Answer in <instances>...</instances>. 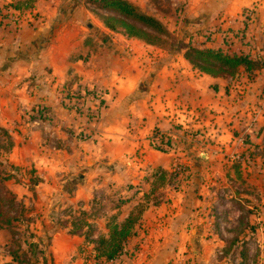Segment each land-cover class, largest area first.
<instances>
[{"label":"crops","instance_id":"0c3cea01","mask_svg":"<svg viewBox=\"0 0 264 264\" xmlns=\"http://www.w3.org/2000/svg\"><path fill=\"white\" fill-rule=\"evenodd\" d=\"M20 1L28 7L19 9L10 6L14 0H0V8H7L3 12L9 16L1 26L5 35H0V127L14 136L10 162L34 167L43 179L39 185L44 187V199L69 180L73 184L74 175L81 173L83 181L78 187L87 190V204L94 205L101 197L105 202L118 197L130 209L124 222L132 217L131 206L141 199L143 187L145 193L151 187L152 193L159 186L170 189L169 194L162 190L157 195L161 204L140 214L123 245L124 254L108 260L110 263L249 264L252 245L239 239L254 229L242 223L233 224L230 231L224 228L220 210L228 202L219 204L217 195L207 192V186L216 180L197 178V168L199 163L207 169L226 165L224 156L229 149L226 152L222 145L235 131L246 130L255 136L254 126L264 119V111L254 114L264 107V70L254 80L246 73V82L240 87L232 78L199 71L183 54L152 73V65L136 61L149 54L165 57L166 52H151L152 44L100 23L88 25V34L75 37L74 27L50 32L60 17L69 19V2ZM125 1L156 20L159 2H168L178 10V14L172 11L170 22L181 29L178 33L189 45L247 55L254 63L264 64V0ZM33 14L40 16L35 20ZM89 38L101 44L94 47ZM35 41L42 42L43 48L37 51L36 64H26L22 53L34 47ZM36 76L34 83L32 77ZM70 87L83 97L78 102L84 106L95 100L90 94L85 97V92H111L101 120L88 123L62 107L61 91ZM38 106L45 111L36 113ZM80 131L95 139L78 141L72 132L78 138ZM161 139L174 146L172 154L154 148ZM183 141H190L185 150L188 158L173 161L172 157L179 156H174L175 149ZM174 162L195 169L184 184L200 186L198 194L171 191L175 180L167 175ZM213 205L216 216L212 215ZM61 241L55 240V251ZM128 250L134 256L127 257Z\"/></svg>","mask_w":264,"mask_h":264},{"label":"rangeland","instance_id":"374dc122","mask_svg":"<svg viewBox=\"0 0 264 264\" xmlns=\"http://www.w3.org/2000/svg\"><path fill=\"white\" fill-rule=\"evenodd\" d=\"M64 2H69L66 8V15L69 19L65 21L60 17L56 24L50 27V32H52V28H56L55 31L58 30L61 33L74 27L75 37V34L79 33L80 35L85 32L88 34L89 31H86L88 25L94 26L98 23L104 25L105 20L113 24L118 19L117 15L102 10L93 0H65ZM26 4L20 0H14V5L10 6L24 9L28 7ZM159 4V12L154 16L158 15V20L168 34H161L157 30L144 28L142 38L138 39L143 44H152L154 48L151 49V52H166L163 58L149 54V56L136 59L139 64L152 65V73H155L159 65L167 64L172 60L176 61L175 58L178 55L186 54L187 47L191 46L183 34L178 33L181 29L176 30L177 26L174 27L176 24L170 22L172 11L178 14V10L173 9L168 2H159ZM6 10L7 8L3 9L4 12H7ZM4 12L3 14L7 16ZM163 14L165 15L163 16ZM32 16L37 20L40 15L33 14ZM71 17L74 20L70 19ZM134 23L141 26L137 22ZM59 32H56V36ZM119 32H121L120 29ZM0 35H5L1 31V27ZM49 36L50 33L45 38L46 42H48ZM112 38L116 39V37ZM89 41L94 47L101 44L91 38ZM33 46L22 53V59L26 64L33 63V61L35 63L37 51L43 48L40 41H35ZM31 48L36 51L32 52ZM262 70H264V64L259 62L255 63L253 71H246L245 69L244 72V68H240L233 75L224 76V78H232L241 87L246 82V73L250 80H254L259 76L258 73H263ZM16 75L18 77V74ZM32 80L34 83L37 82V76L32 77ZM147 83L145 81L144 84ZM109 93L103 90L85 92L83 94L85 97L90 94L95 100H90L89 104L84 106L83 103L78 102L83 97L74 92L73 87H70L68 91H61V105L73 113L77 119L96 124L101 120L106 107L108 108ZM109 95L112 97L111 94ZM44 109L38 106L36 113L44 112ZM262 111H264V107H258L254 114L258 116ZM257 123L258 125L254 126L256 130L254 137L248 135L246 130L235 131L230 135L228 141H225L226 144L222 145L224 150L229 149L227 155L224 156L226 165L220 166L221 164H218L214 168L207 169L199 163L197 168V178L204 179L211 176L213 180H216L207 186V192L217 195L219 204L228 202V207L220 210L224 228L230 231L229 228H232L233 224L242 223L243 227L247 226L254 229L252 230L253 233L246 234L242 236L241 240L239 239V242H247V244L252 245L249 264H252V261L255 262L253 264H264V119H260ZM81 127L83 129L85 126ZM9 132L0 127V264H115L110 263L105 254L114 251L112 246L117 244L116 241H119V239L112 240V234L115 227L121 229L124 225L123 218L130 210L128 206H123L122 200L118 197L110 202L102 201L101 197L100 200L96 199L94 205L87 204L85 201L87 190L82 191L78 187L83 181L81 180V173L74 175L73 184L71 183L72 180H69L68 183L61 185L57 191H54L52 196L44 199L42 196L44 187L39 185V183H43V179L32 169L34 167L15 166L10 162V157L14 153L15 142L14 136L12 137ZM72 135L81 142L95 139L92 134L85 131L78 132V138L73 132ZM189 142L183 141L178 144L174 156H177L178 153L179 156L172 157L173 161L178 160L177 158L181 160L183 157L188 158L189 154L186 155L188 151L185 152V150ZM173 150L174 146H172ZM134 162L136 163V161ZM194 171L195 169H190L181 162H174L169 175H167L173 178V181L175 180L174 185L170 186L171 191L198 194L200 186H195L194 183L189 186L184 184L187 178L192 177ZM155 175L158 178L159 173ZM63 188H65L64 191H62ZM145 190L143 187L141 199L136 201V205L131 206L134 209L131 219L135 224L138 223L140 214L147 207L162 203L161 198L157 197L162 193V190L170 193L169 188L163 187L162 189L160 186L155 193H152L154 192L152 187L147 188L146 193ZM230 197L232 199H227ZM90 207L91 211L88 213ZM215 207L214 205L211 207L213 216L217 214ZM108 237L109 239H107ZM55 240H62L57 251L54 250ZM69 240H73V242ZM229 240H232V236ZM127 241L128 238L122 239L120 242L124 245ZM122 247L123 250L119 249L115 257L124 254V246ZM231 251L230 249L228 253ZM126 254L127 257L134 256L131 250H128Z\"/></svg>","mask_w":264,"mask_h":264},{"label":"trees","instance_id":"16d2710c","mask_svg":"<svg viewBox=\"0 0 264 264\" xmlns=\"http://www.w3.org/2000/svg\"><path fill=\"white\" fill-rule=\"evenodd\" d=\"M99 7L104 10L113 13L118 16L116 22L110 24L108 21H104L105 24L115 31L118 29L124 30L129 36L142 38L143 30L152 29L157 30L161 34H168L165 31V27L162 23L155 18L149 17L141 13L134 5L125 0H97L94 1ZM9 20V16L3 14V9L0 8V27L2 24ZM134 22L139 23L141 26H137ZM117 24V25H115ZM141 27V28H140ZM185 58L199 71L208 74L212 77H224L233 75L240 68H245L246 71H253L255 68V63L247 55L239 54H229L223 52V50H212V49H198L196 47L190 46L187 47V52ZM80 99V97H77ZM42 112V111H40ZM154 148L163 153H170L172 151V145L170 141H165L163 139L158 140L155 143ZM136 225L132 222L131 217L127 219L121 229L118 227L114 228L112 234V240L119 239L116 241L117 244L112 246V252H109L106 255L107 260L115 259L117 251L123 250L122 239L126 240L130 235L131 231ZM103 243V240H101ZM107 241V240H106ZM119 242V243H118ZM121 253V252H120Z\"/></svg>","mask_w":264,"mask_h":264}]
</instances>
